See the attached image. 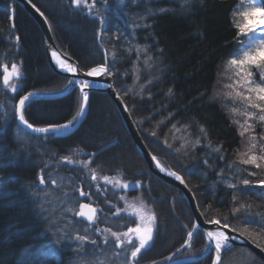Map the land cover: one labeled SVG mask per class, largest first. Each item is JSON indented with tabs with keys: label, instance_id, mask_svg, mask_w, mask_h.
Wrapping results in <instances>:
<instances>
[{
	"label": "trees",
	"instance_id": "16d2710c",
	"mask_svg": "<svg viewBox=\"0 0 264 264\" xmlns=\"http://www.w3.org/2000/svg\"><path fill=\"white\" fill-rule=\"evenodd\" d=\"M31 1L46 16L60 50L77 61L82 71L101 64L110 68L114 65L115 88L147 148L162 166L184 177L201 213L216 209L212 214L218 218L228 216L231 228L240 227L245 219L264 221V186L257 183L264 179V169L240 163V153L246 151L251 133L239 135L242 129L233 121L243 123L245 118L234 115L231 108H243L238 101L233 105L224 95L229 91L224 85L231 82L226 70L228 61L244 39L235 26L243 0H96L91 12L85 6L77 8L71 0ZM136 12H142L141 16H129ZM121 21L124 29L117 32L114 25ZM145 23L151 27L133 26ZM144 46H148V52L139 54L137 80L134 63L138 53L126 49ZM106 50L115 51L116 59L106 56ZM147 55L152 57L151 67L144 64ZM12 64L21 72L14 82L18 84L16 92L3 83L2 66L8 65L11 70ZM148 80L152 83L148 84ZM29 93L34 95L25 102L24 116L33 126L68 121L76 124L83 92L72 79L51 68L43 33L35 20L14 0H0V264H31L29 253L39 257L34 264L126 262L129 250H121L123 256L116 255L120 249L111 238L109 244H103L99 232L91 235L101 247L85 244L77 252L78 242L67 240L60 230L73 235L75 228L83 234L88 223L67 213H62V217L57 212L47 214L46 204L62 206L57 198L62 193L73 195V190L80 188L90 192L87 197L99 205L98 216L103 222L96 226L119 232L137 226L135 218L118 213L119 193L99 179L92 180V174L83 165L61 160L67 156L76 161L91 159L90 167L101 177L122 175L143 185L140 195L156 215L157 231L153 244L138 257L139 264H166L182 258L189 259L185 264H212L215 253L203 257L206 236L200 229L199 234L193 235L192 247L181 248L187 231L196 223L189 204L179 189L149 172L119 109L107 93L92 91L88 95L86 118L68 136L50 132L35 136L20 127L18 102ZM250 123L258 141L254 152L259 154L260 145L264 144L260 138L264 124ZM173 124L178 128L188 124L190 139L194 141L199 135L201 143L177 152L183 140L174 137H180L182 132L172 130ZM199 126L207 130V138L199 134ZM209 142L213 146L223 145L221 152H213ZM221 154L224 159H220ZM249 172L256 175L249 176ZM42 174L45 186L39 183ZM245 178L252 183L242 185L240 180ZM51 179H56L59 187L52 185ZM228 183H236L237 188L228 187ZM46 187H52L50 193ZM241 203L250 206L248 213L242 209L233 216L231 209ZM203 216L209 218L207 213ZM250 230L261 231L256 223L250 225ZM173 253L176 256L172 260L166 259ZM43 258L46 261L39 262ZM253 259L255 264H264L247 248L233 247L224 252L222 264H252Z\"/></svg>",
	"mask_w": 264,
	"mask_h": 264
},
{
	"label": "snow or ice",
	"instance_id": "6c2138e0",
	"mask_svg": "<svg viewBox=\"0 0 264 264\" xmlns=\"http://www.w3.org/2000/svg\"><path fill=\"white\" fill-rule=\"evenodd\" d=\"M106 2V0H105ZM135 2V0H133ZM29 3H31V0H29ZM71 3L74 4L77 8L81 6H85L88 8V11L91 12L92 8L95 6L96 0H92L91 4H89V0H71ZM187 3V0H186ZM33 8H35V5H32ZM37 12L40 13L41 16H43V12H40V10L37 8ZM161 11H165L161 9ZM241 15L244 18V23L239 24L237 23L235 26L242 34L247 33H255V35L249 37V44L247 45H241L240 49L233 54V57L228 61L227 69H232V76L235 77V79H232V77H229L231 80L230 83L225 84L224 87L226 89H229V91L225 92L224 95L227 98H230L233 102V105L236 104L238 101L241 107L243 108V111L240 110V108L233 106L231 108V112L234 115L243 116L244 122L241 123L239 120H234L233 123H236L240 129H242L239 132V135L243 137L246 133H251L248 136V147L245 152L240 153L241 160L240 163L244 165H252L256 169H264V144L260 145V153L256 154L254 150L257 147V138L254 134V127L253 124L250 123V121H255L261 124H264V0H251L249 5L245 8V10L241 13ZM144 18V17H142ZM101 23H103V17H101ZM134 27H143V28H150L151 25L145 23L143 25L140 24H134ZM17 40H19V37H16ZM116 39H119V36L116 37ZM258 41V42H257ZM127 52L131 53L132 51H136L138 53L137 55V61L134 63V67L137 68L136 71V79H139V61H140V53H147L148 52V46H144L143 48H132L129 47L126 49ZM53 57L56 58L57 63L60 65L61 68L65 69L68 72L75 73L77 71V68L73 66L71 63H66L65 60L61 59L60 56L54 51L52 53ZM105 55H110L113 60L116 59L117 53L115 51L108 53L107 50L105 51ZM149 61H152V57L150 55H147L144 59V64L147 67H151L152 65L149 63ZM256 67L259 70V76L260 80L257 82L255 79H253L254 73L250 70L252 67ZM3 83L5 85H8L12 92H16L17 89L14 85H10V78L15 77L19 78L21 75L20 68L16 64H12L11 71H9L8 65H3ZM113 68H110L106 64H101L97 67L90 68L86 75L90 77H96L100 76L102 74H108L113 75ZM226 69V70H227ZM127 75V72L124 73ZM69 83H72V81H69ZM81 91L85 88H88L90 85L87 80H81L79 81ZM148 84H151L152 81L148 80ZM169 93H171V89H169ZM32 93H29L26 96H22L19 99L18 102V108L17 111L19 113V120L26 125L29 129H32L35 132L39 133H48V132H58L61 129L68 128L72 121H68L66 124H50L48 127H34L31 123L28 122V120L25 119L24 116V109H25V102L29 100V97L32 96ZM88 103V94L87 92H83V104L80 108V111L77 113V116L83 114L84 106H86ZM73 119H76L74 117ZM179 123V122H177ZM189 125L183 124L180 128L177 127V124L172 125V130L175 132H182V135L180 137H174L177 139L183 140V144L181 145V148H177L176 151L180 152L181 149L187 148L188 146L195 147L196 145L201 143L200 136L198 135L196 139L193 141L190 139L192 136V133L189 131ZM199 134L203 135L205 138H207V130L203 126H199ZM151 135L155 136L156 132H152ZM261 140H264V134L261 135ZM165 143H167V140H165ZM170 148L172 147L171 144L168 145ZM208 147L215 153H220L221 148L223 145H216L213 146L210 142L208 144ZM91 155H95L94 153ZM152 159L156 162L157 167L160 168L161 171L167 172L169 176L174 177L176 180H179L182 184L184 183V177L178 175L175 171H170L167 168L163 167L159 160L156 159L155 156L152 157ZM220 159H224L223 155H220ZM62 161L68 163V164H75L79 163L83 165L84 167L88 168V171L92 174L91 179L92 180H98L97 177V170L95 168L90 167V165L93 163L91 159L87 161H76L73 160L71 156L62 157ZM205 164H207V160L204 161ZM229 168L232 167L231 164L228 165ZM43 171V169L41 170ZM237 172L240 171V169H236ZM221 175H223V170H221ZM249 176L256 175L255 172H249ZM102 179L106 183H111L113 185H119L121 188H129L130 185L128 183H121L118 181H113L108 176H103ZM39 183L45 184L46 181L44 179V176L41 175L39 177ZM50 183L52 185H57L56 179H51ZM240 183L242 185H250L252 182L249 179H242L240 180ZM259 185L264 186V179H261L257 182ZM136 185H139V181L136 182ZM98 186V185H97ZM228 187L230 188H237L236 183H228ZM75 193H78V195H75ZM47 195V193H46ZM90 192H85L83 189L76 188L73 190V195H69V193H62L61 197H58V201L60 204L68 205L69 201L72 202L73 206H66L62 209V213H71L73 217L79 216L84 218L88 222V226L83 228V234H81L80 230L73 229V235H69L65 229H61L60 231L64 233V236L67 238V240H73L78 242L76 251L79 252L81 248L85 244H91L95 245L97 247H101L98 244L97 239L93 238L91 233L92 232H99L103 235V241L102 243L107 245L109 244L110 238L115 246L120 248H126L128 246L131 247L130 251V258H131V264H139L138 257H140L142 250H147L151 242L153 241V232H154V223L156 221V215L155 213L145 214L143 211H141L140 208H136L135 206H132L134 208V213L139 215L140 224L136 227H129L127 231L119 232V231H113L111 228H100L96 225L99 223H102L103 221L101 218L97 215L98 209L96 207H92L91 204H84L79 203V197H87L90 196ZM123 199V197H122ZM237 197L233 195V201H236ZM75 204H78V209L74 206ZM211 208V205L208 206V209ZM250 206L245 205L241 203L238 207L233 206L231 209V212L233 216H235L236 213L241 212V210H244V213L247 214ZM102 212L103 209H100ZM126 211V210H125ZM218 210L213 209L212 212H208L206 209L205 212L201 213V215H205L207 213L208 219L207 223L215 225L216 227L211 230H207L203 234L206 236V243L205 247L203 249V253H211L214 251L215 256L212 264H222L221 260V254L222 252H226L231 249L232 243L231 241L236 239V237H231L225 229H229L230 225L228 222V216H222L217 217L213 215L212 213L217 212ZM132 215V214H130ZM64 219H69V217L65 216ZM223 221V223H222ZM256 223L257 226L261 229L260 232H255L250 230V225ZM187 227V226H185ZM65 228H67V225H65ZM200 228V225L198 223H194L192 226V230L187 231L186 233V239L184 243L181 245L182 249H190L192 247V239L194 233L199 234L198 230ZM231 231L236 232L239 231L240 236L247 237L249 239H252L254 242L257 243V247L264 248V243H261V241H264V221H249L247 219L241 221V226L236 227L232 226ZM57 243H60L58 240ZM102 250V249H101ZM180 249H177V252H179ZM119 255V253H116ZM176 256V253H173L172 256L167 257L166 259L172 260L173 257ZM249 256H251V253H249ZM193 259H198L197 257H193ZM91 264V262H90ZM97 264H102V262H97ZM155 264V262H153ZM252 264H255V260L253 259Z\"/></svg>",
	"mask_w": 264,
	"mask_h": 264
},
{
	"label": "water",
	"instance_id": "95a60500",
	"mask_svg": "<svg viewBox=\"0 0 264 264\" xmlns=\"http://www.w3.org/2000/svg\"><path fill=\"white\" fill-rule=\"evenodd\" d=\"M17 3L35 20V22L40 27L44 41L46 46V52L49 64L51 68L60 76L64 77H70L76 80H87L88 83H90V86L88 88H85L83 92H87L89 95L92 91L100 90L104 91L112 98L114 103L116 104L117 108L121 112L123 119L125 121V124L128 128V131L139 151L143 159L146 161L147 166L149 170L157 177H159L161 180L166 182L167 184L179 189L186 198L189 207L191 209V212L193 214V217L195 219V222L200 225V230L204 233L207 230L214 229L216 226L212 224H208L206 219L203 215H201V211L199 210L196 198L191 191V189L187 186L185 180L182 184L179 180H176L174 177L169 176L167 172L161 171L159 167H157L156 162L152 159L154 156L151 151L147 148L143 138L141 137L139 130L128 110V108L125 106L123 99L121 96L116 92L115 88V80L112 75L108 74H102L100 76L96 77H90L86 75V72L82 71L77 63L73 58L70 56L64 54L60 48L58 47L53 34L52 30L50 28L49 22L45 15L41 16L39 12L36 11L38 8L32 1L29 3V0H15ZM32 5H35L36 7L33 8ZM39 9V8H38ZM40 10V9H39ZM41 12V10H40ZM56 52L61 59L65 60L66 63L73 64L74 67L77 68V71L75 73L68 72L65 69L61 68L60 65L57 63L56 58L53 57L52 53ZM16 79L15 77L10 78V82ZM31 97V96H30ZM29 97V98H30ZM89 104V97H88V103L86 106H84L83 114L79 116L78 121L76 125L72 128H65L61 129L60 131L56 132L58 135L64 134V136L69 135L77 130V128L81 125V123L84 121L87 115V109ZM18 113V111H17ZM18 123L19 125L24 128L26 131L32 133V134H38L39 132H35L32 129H29L26 125H24L19 120V113H18ZM157 159V158H156ZM84 204H89L88 202H83ZM92 207H94L92 205ZM80 219L84 220V218L79 217ZM86 221V220H85ZM229 233L231 237H236V239L232 240V247H244L250 250L252 253H254L256 256H258L260 259L264 261V250L261 247H257L255 243H253L250 239L244 236H240L239 232H233L231 231V228L225 229ZM208 253H206L204 256H206ZM224 252L221 254V260L223 258ZM203 256V257H204ZM189 262V259H179L175 260L168 264H185Z\"/></svg>",
	"mask_w": 264,
	"mask_h": 264
},
{
	"label": "rangeland",
	"instance_id": "374dc122",
	"mask_svg": "<svg viewBox=\"0 0 264 264\" xmlns=\"http://www.w3.org/2000/svg\"><path fill=\"white\" fill-rule=\"evenodd\" d=\"M243 1H244V3L239 8L238 18H237V15H236V21H238L239 24H243L244 23V18L241 15V13L245 10V8L251 2V0H243ZM89 2H91V0H89ZM81 7H83V6H81ZM141 13L142 12H136V13L130 14L129 16L130 17H135V16L139 17V16H141ZM122 20H124V19H122ZM114 27H115L117 32L122 31L124 29V21H121V23L115 24ZM253 35H255V33L243 34L244 39H243L242 43L238 46V50L240 49L242 44L243 45L249 44V42H250L249 41V37L253 36ZM250 70L254 73L253 79H255L258 82L260 80L259 70L256 67H254V66ZM227 71H229V73H230L229 76L232 77V79H235V77L232 76V71L233 70L232 69H227ZM11 85H14L16 88L18 86L17 83H13ZM72 124H73V121H72ZM71 125L69 127H71ZM97 176H99V175H97ZM108 177H110L113 181H118V182H121V183H128L130 185L129 188L125 189V188L119 187L118 184L117 185H113L111 183H106L102 179L101 176L98 177V179L101 180V183H103L104 185H107L109 188L114 189L115 191H117L119 193L118 194V202H117V204H118L117 208H118V211H119L118 213H125L129 217L135 218L137 220V226L140 224V219H139V215L134 213V208L132 206H135L136 208H140L141 211H143L146 215L150 214V213H154L153 209L143 200V198H141L140 190L142 189V186H143L141 183H139V185H136V182L126 180L122 175H115V176H108ZM133 192H136V193H133ZM122 197H123V199H122ZM85 198H87V200H88V202L90 204H93L98 209V211H97V213H98L99 212V205L95 203L96 201H94L93 199L90 200L88 197H85ZM81 202H84V201H82V199H81V200H79V203H81ZM62 206L66 207V206H73V205H72V203H68V205H63L62 204ZM74 206L77 209L79 207L78 204H75ZM67 214L72 215L71 213H67ZM130 214H132V215H130ZM78 217L79 216H76L77 219H78ZM153 227H154V232H153V241L151 242V245L153 244L154 239H155V235H156V231H157V221H155ZM118 249H120V251L117 252V253H119V255H121V256H123L122 253H124V251L127 252L129 250L128 251V258H127V260H125L126 262H124V264H131V258H130L131 247L130 246H128L126 248L118 247ZM121 250L122 251L124 250V251L122 253H120ZM27 257L30 258L28 261L31 262V264H34L33 261H35V260L37 261V259L39 258V257H37V255L34 256L31 253L27 254ZM44 260H45V258H43V261L39 260V262L43 263Z\"/></svg>",
	"mask_w": 264,
	"mask_h": 264
},
{
	"label": "bare ground",
	"instance_id": "6f19581e",
	"mask_svg": "<svg viewBox=\"0 0 264 264\" xmlns=\"http://www.w3.org/2000/svg\"><path fill=\"white\" fill-rule=\"evenodd\" d=\"M15 1V0H14ZM16 3H17V1H15ZM42 12V11H41ZM50 25V24H49ZM51 28V27H50ZM53 34V33H52ZM54 37V36H53ZM55 39V38H54ZM56 41V40H55ZM96 91H99V92H104V91H100V90H96ZM116 92L119 94V92L116 90ZM104 93H106V92H104ZM109 95V94H108ZM120 95V94H119ZM122 98V97H121ZM123 99V98H122ZM125 104V103H124ZM125 106H126V104H125ZM88 107H89V104H88ZM127 107V106H126ZM17 108H18V106H17ZM87 111H88V109H87ZM17 112V111H16ZM120 112V111H119ZM121 113V112H120ZM18 114V113H17ZM122 115V114H121ZM123 117V116H122ZM34 127H36V126H34ZM50 133H55L56 135H58L56 132H50ZM32 134V133H31ZM40 134H42V133H38V134H33V135H35V136H37V135H40ZM72 134V133H71ZM70 135V134H69ZM58 136H64V134H61V135H58ZM66 136H68V135H66ZM158 160V159H157ZM164 167V166H163ZM149 169V168H148ZM149 172L151 173V174H153L150 170H149ZM43 175V174H42ZM154 175V174H153ZM155 176V175H154ZM157 177V176H156ZM159 178V177H158ZM160 179V178H159ZM43 185V184H42ZM44 186H45V184H44ZM51 190H52V187H46V192H48V193H50L51 192ZM47 205V204H46ZM45 205V209H46V211H47V214H51L52 212H57L61 217H62V208H63V206H59V205H54V204H50V206H46ZM78 219L80 220V218L78 217ZM231 228V227H230ZM74 234V233H73ZM264 250V249H263ZM35 252H38V249L37 250H35ZM205 257V256H204ZM258 257V256H257ZM259 258V257H258ZM182 259H184V258H182ZM262 260V259H261ZM263 261V260H262ZM264 262V261H263Z\"/></svg>",
	"mask_w": 264,
	"mask_h": 264
}]
</instances>
